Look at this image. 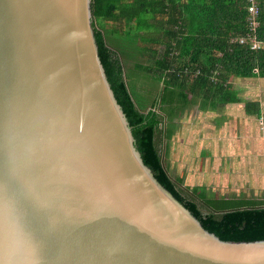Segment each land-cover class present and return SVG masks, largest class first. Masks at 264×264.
<instances>
[{"label":"water","instance_id":"obj_1","mask_svg":"<svg viewBox=\"0 0 264 264\" xmlns=\"http://www.w3.org/2000/svg\"><path fill=\"white\" fill-rule=\"evenodd\" d=\"M0 264H264L144 162L92 0H0Z\"/></svg>","mask_w":264,"mask_h":264},{"label":"trees","instance_id":"obj_2","mask_svg":"<svg viewBox=\"0 0 264 264\" xmlns=\"http://www.w3.org/2000/svg\"><path fill=\"white\" fill-rule=\"evenodd\" d=\"M247 6V0H92L100 57L144 162L206 230L229 241L264 240V200L199 203L171 178L159 141L165 120L172 140L196 100L201 110L239 101L232 78L264 79V48L239 40L249 33ZM258 7L256 36L264 42V0ZM132 23L134 34L126 31ZM257 106L248 103L247 112L259 116Z\"/></svg>","mask_w":264,"mask_h":264},{"label":"crops","instance_id":"obj_3","mask_svg":"<svg viewBox=\"0 0 264 264\" xmlns=\"http://www.w3.org/2000/svg\"><path fill=\"white\" fill-rule=\"evenodd\" d=\"M132 26H135L136 31V23L128 26L126 31L134 34L135 31L132 33L128 30ZM254 79L264 82L262 78L244 80ZM230 84L234 86L233 78ZM162 88L161 81L156 86V94ZM234 90L239 99L235 103L223 106L208 103L201 110V101L196 100L191 110L177 121L172 140H167L165 136L166 120L163 124V135L159 141L162 160L168 157V165L177 178L180 177L178 181L181 187L173 181L185 193L194 198L189 192L191 188H199L204 193L200 199L196 198L198 201L260 200L259 195H254L264 191L261 188L264 173L260 172L258 159V145L264 143V127H260L259 121L264 116V100L257 97L243 98L238 95L241 91L237 86H234ZM248 103L258 104L259 116L247 112ZM197 108L204 113L202 133H198L199 130L196 131L193 124L196 122Z\"/></svg>","mask_w":264,"mask_h":264},{"label":"rangeland","instance_id":"obj_4","mask_svg":"<svg viewBox=\"0 0 264 264\" xmlns=\"http://www.w3.org/2000/svg\"><path fill=\"white\" fill-rule=\"evenodd\" d=\"M128 30L133 33L135 31V26L129 27ZM261 45H262L261 47L264 48V43H262ZM233 83H234V86L235 87L237 86V88L241 91L240 94L238 93V95H242L243 98L244 97L245 98L257 97V98L264 100V82L263 81L258 80V79H254L252 81H245L244 79L241 80V79L233 78ZM196 114H197L196 122L195 121L193 122L194 128L196 131L199 130L198 133H202L203 132V121H204V118L202 119V116L204 117V113L197 108ZM259 121L261 123V124L259 123L260 127L263 128L264 125L262 122H264V116H262ZM258 146H259L258 159L260 160V162H259L260 163V172L264 173V143L260 142V144ZM163 161H164V163L166 162L165 166H166L167 170L169 171L171 178L180 186V182L178 181V179L180 177L177 178L176 174H174V172H172L173 169L171 168L170 165H168V163H169L168 157H166V159H164ZM184 171H185V169H184ZM261 180H262L261 181V188H264V178H261ZM184 181H185V179H184ZM186 181H187V179H186ZM189 192L198 199H200L201 197L204 196V193L200 192L199 188H191V190H189ZM257 195H259V197H261L260 198L261 200H264V198H263L264 197V191L263 190H261L259 193H257L254 196H257ZM198 202L200 203V201H198Z\"/></svg>","mask_w":264,"mask_h":264},{"label":"built area","instance_id":"obj_5","mask_svg":"<svg viewBox=\"0 0 264 264\" xmlns=\"http://www.w3.org/2000/svg\"><path fill=\"white\" fill-rule=\"evenodd\" d=\"M248 6H247V24H248V30L249 33L245 38L239 39L241 43H248L250 44L252 49H262L261 47L262 42H260L257 39V31L260 25L259 22V7H258V0H247ZM236 40V39H234ZM233 40V41H234Z\"/></svg>","mask_w":264,"mask_h":264}]
</instances>
